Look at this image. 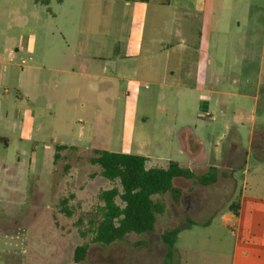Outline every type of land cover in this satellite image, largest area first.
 I'll list each match as a JSON object with an SVG mask.
<instances>
[{
	"label": "rangeland",
	"instance_id": "obj_1",
	"mask_svg": "<svg viewBox=\"0 0 264 264\" xmlns=\"http://www.w3.org/2000/svg\"><path fill=\"white\" fill-rule=\"evenodd\" d=\"M211 2L193 22V40L203 57L216 58L217 71H225V81L214 87L238 94L227 97L228 117L214 98L200 100L198 94L122 82V89L134 92L131 99L118 95L110 80H98L107 87L104 93L93 86L88 90L78 75L58 73L51 82L48 72L38 68L42 61L50 64L48 47L65 63L71 17L55 2L47 13L34 0H0V264H164L167 245L161 235L176 227L181 231L175 264L230 262L236 236L221 215L255 185L264 188V0H232L227 18L221 11L210 13ZM111 4L84 0L77 20L92 42L101 40L105 57L114 47ZM23 19L25 26L19 24ZM32 38L35 49L29 54L25 45ZM217 39L228 44L218 46ZM245 50L254 56L249 61L240 58ZM238 108L243 124L233 117ZM183 126L215 143L203 153L189 129L182 131L183 146L193 157L186 166L196 175L216 166L217 181L202 185L177 178L178 201L170 193L153 196L165 207L156 214L152 231L131 233L109 245L94 241L104 206L100 194L121 190L119 180L103 177L91 161L97 150L142 153L148 168H166L170 160H181L178 132ZM225 154H234L235 160L228 163ZM117 203L123 206L120 197ZM84 244L85 258L77 261L75 250Z\"/></svg>",
	"mask_w": 264,
	"mask_h": 264
},
{
	"label": "crops",
	"instance_id": "obj_2",
	"mask_svg": "<svg viewBox=\"0 0 264 264\" xmlns=\"http://www.w3.org/2000/svg\"><path fill=\"white\" fill-rule=\"evenodd\" d=\"M54 2L61 6L63 15L71 17L72 22L69 25L71 39L66 40L63 49L65 63L60 64L57 56H53L51 48L48 47L47 57L50 58V64L42 61L38 68L48 72L51 82L58 73L78 75L86 80L88 90L93 86L95 91L104 93L107 87H102L98 80H110L111 88L118 95L131 99L135 94L132 90L121 88L124 82L142 85L145 89H169L179 94L184 93V96L198 94L200 100L214 98L222 115L228 117V98L238 94L226 93L214 87L217 82L225 81V71L223 68L217 71L216 58L211 55L203 57L201 46L193 40L197 39V35L193 34V22L199 20L198 16L205 12L207 0H112L110 14L114 17V24H111L110 29L114 31V47L107 57L103 55L100 47L104 45L101 40L92 42L91 33L80 26V21L77 22L84 8V0H34L39 11L47 13ZM232 4V0H212L210 13L221 11L227 18ZM50 15L52 21H58V16L53 11ZM19 24L25 26L27 21L19 20ZM216 41L218 46L228 44L226 40ZM34 49L35 41L32 38L26 42L25 51L31 54ZM252 57L254 56L247 54V50L240 55L244 61ZM222 63L224 68L228 64L225 58ZM221 95L226 98L222 100ZM233 114L234 119L243 124L240 109H236ZM225 122L229 126L227 118ZM187 129L191 137L201 145L203 153H207L208 144H215L206 142L191 127L183 126L178 132L181 160L175 161L184 167H189L186 164L193 162V157L184 148L181 137L182 131ZM145 137L141 135L142 139ZM84 138L85 132L82 130L80 139ZM236 138L239 140L238 135L232 140L234 150L238 149ZM225 155L228 163L235 160L234 154ZM221 219L230 228V234L236 236L233 254L227 264H264V188L255 185L250 194H244L234 208L221 215Z\"/></svg>",
	"mask_w": 264,
	"mask_h": 264
},
{
	"label": "trees",
	"instance_id": "obj_3",
	"mask_svg": "<svg viewBox=\"0 0 264 264\" xmlns=\"http://www.w3.org/2000/svg\"><path fill=\"white\" fill-rule=\"evenodd\" d=\"M142 1L149 0H128ZM166 1V0H164ZM65 148V146H58ZM147 157L138 153L97 150V156L91 161L99 165L103 177L109 180H119L121 190L117 187L104 190L100 197L104 201L101 219L95 225L94 241L109 245L127 237L128 234H144L154 229L156 214L163 213L164 204L154 200L155 195L170 193L178 201L182 190L174 186L177 178L194 179L202 185L213 184L218 179L215 166L201 175H196L189 167H184L178 161L170 160L166 168H148ZM120 197L123 206L117 203ZM181 228L166 230L161 238L167 245L164 264H175V244ZM87 244L80 245L75 250V259L85 258Z\"/></svg>",
	"mask_w": 264,
	"mask_h": 264
}]
</instances>
